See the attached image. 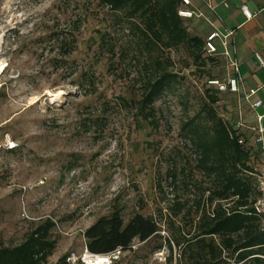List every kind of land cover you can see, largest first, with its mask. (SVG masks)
<instances>
[{"label": "rangeland", "instance_id": "374dc122", "mask_svg": "<svg viewBox=\"0 0 264 264\" xmlns=\"http://www.w3.org/2000/svg\"><path fill=\"white\" fill-rule=\"evenodd\" d=\"M82 11L90 16L77 32ZM110 15L98 0H0V236L14 247L51 220L57 246L47 264L67 255L77 264L100 218L120 211L127 224L142 214L161 231L135 240L117 264H186L179 255L196 234L203 178L182 127L208 101L207 76L186 48L166 52L176 83L155 103L158 127L141 120L135 103L150 57ZM184 23L196 35L199 22ZM65 30L76 39L67 58L53 40ZM218 98L217 113L233 124L229 99Z\"/></svg>", "mask_w": 264, "mask_h": 264}, {"label": "trees", "instance_id": "16d2710c", "mask_svg": "<svg viewBox=\"0 0 264 264\" xmlns=\"http://www.w3.org/2000/svg\"><path fill=\"white\" fill-rule=\"evenodd\" d=\"M98 1L111 14L114 24L133 36L136 50L147 52L150 57L145 65V70L150 71L146 72L142 98L135 103L141 120L158 127L155 103L176 83L177 75L169 71L172 63L165 58L166 52L186 48L194 66L207 76L208 101L201 113L182 127L194 158L193 168L203 181L202 200L197 203L201 215L196 234L186 241L180 260L186 264H264V221L254 211L257 199L254 170L260 163L259 152L248 134L235 130L215 109L219 94L209 87L208 81L219 76L209 70L221 66L220 58L207 55L206 39L192 34L185 20L178 16L180 0ZM89 14L83 11L79 14L73 23L74 31L81 30ZM69 34L65 30L53 37L64 58L76 51V39ZM109 36L100 32V45L114 57L116 44L108 40ZM170 177L175 178V172ZM54 227L55 223L47 220L14 247H7L0 236V264H47L57 246L51 237ZM160 231L152 217L137 214L126 224L121 212L115 211L88 228L84 238L91 254L105 255L117 249L128 251L135 240L147 242ZM177 245L180 247L179 242ZM68 259V255L64 256L60 262L68 264Z\"/></svg>", "mask_w": 264, "mask_h": 264}, {"label": "crops", "instance_id": "0c3cea01", "mask_svg": "<svg viewBox=\"0 0 264 264\" xmlns=\"http://www.w3.org/2000/svg\"><path fill=\"white\" fill-rule=\"evenodd\" d=\"M194 10L202 15L190 19L191 23L199 22L195 28L196 34L203 40L214 31L225 33L233 31V36L228 41L229 57L219 56L223 77L236 75L230 65H239L238 76L242 85L247 89L260 88L254 100L264 99V66L257 58L259 55L264 61V0H192ZM247 7L254 17L247 19L241 7ZM219 52L223 55L225 50L219 45ZM229 99V113L238 118L243 113L247 123H253L255 116L249 111L239 95L224 93ZM262 112V110H261ZM253 117L252 120H248Z\"/></svg>", "mask_w": 264, "mask_h": 264}, {"label": "built area", "instance_id": "2783aa9c", "mask_svg": "<svg viewBox=\"0 0 264 264\" xmlns=\"http://www.w3.org/2000/svg\"><path fill=\"white\" fill-rule=\"evenodd\" d=\"M241 10L247 19H252L254 17V15L248 11L247 7L243 6L241 7ZM178 16L183 20H190L202 15L194 10L192 0H180ZM233 34V31H226L225 33H219L217 31L211 32L205 40L204 49L206 54L209 56H222L228 58L230 56L227 49L228 41ZM219 45L225 50L223 55L219 52ZM257 58L261 65L264 66L262 58L259 55H257ZM230 66L234 68L236 75L210 79L208 85L218 94L229 93L239 95L243 103L252 113L262 110V112L256 113L255 121L253 123H247L243 113L240 112L238 118L234 120L231 125L235 130L248 134L259 152L260 163L254 170L257 191L254 211L264 221V99L254 100V97L258 94L260 88L247 90L242 85L241 78L237 75L239 72V65L232 62ZM243 143L244 140L241 138L239 144L242 145ZM122 252L121 249H117L105 255H94L86 249L85 254L78 259V262L81 264H115L120 259Z\"/></svg>", "mask_w": 264, "mask_h": 264}]
</instances>
